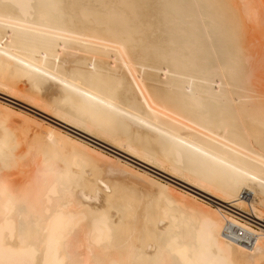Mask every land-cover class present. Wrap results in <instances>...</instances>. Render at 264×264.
<instances>
[{"label":"bare ground","instance_id":"6f19581e","mask_svg":"<svg viewBox=\"0 0 264 264\" xmlns=\"http://www.w3.org/2000/svg\"><path fill=\"white\" fill-rule=\"evenodd\" d=\"M255 1L0 0V92L264 220ZM76 136L0 101V264H264L263 227Z\"/></svg>","mask_w":264,"mask_h":264},{"label":"rangeland","instance_id":"374dc122","mask_svg":"<svg viewBox=\"0 0 264 264\" xmlns=\"http://www.w3.org/2000/svg\"><path fill=\"white\" fill-rule=\"evenodd\" d=\"M239 1L240 0H236V4L238 5H235V7L238 9L239 8V11H241V7H239L240 6V4H241V2L239 3ZM254 1V0H253ZM260 1V2H259ZM256 2H259V3H257V4H259V6L257 5V4H254V3H256ZM261 3V4H260ZM253 4L254 5H256V6H254L255 8L257 7V9H258V15H257V20H258V23H260V21H261V23H262V20H263V18H264V0H256L255 2H253ZM261 7V8H260ZM263 13V14H262ZM261 14V15H260ZM260 17H262V20H260L259 21V19H260ZM246 22V21H245ZM244 22V27L247 25V27H245V28H248L249 30H247V29H245V31H246V41H247V45L249 44V43H251V45L252 46H249L248 48H249V51H251L250 50V48H252V51H251V54H252V56H253V59L255 58L254 57V52H255V54H256V59H252V61L253 62H255L254 64H253V66L255 67V70L257 71H255L254 72V77L256 76V78H254V77H252V80H251V83H250V85L252 86V90L254 91V89L256 88H258L259 89V87L261 88V89H255L256 91L254 92L255 94L257 93H259L258 94V96H263L264 95V90H262L263 88H264V23H262L263 24V28L261 27L260 29L258 28V25H261L262 26V24H258L257 23V26H255L254 27V22L252 23V20L250 21L249 20V22L250 23H248V21H247V23H245ZM246 24V25H245ZM249 24H251V26L249 25ZM250 26V28H249V26ZM253 25V26H252ZM256 25V24H255ZM251 27L253 28V30H254V33H253V31H251L252 29H251ZM260 27V26H259ZM251 29V30H250ZM261 30V31H260ZM250 31H251V33L252 34H250ZM256 31V32H255ZM259 34H258V33ZM262 32V33H261ZM255 33L258 35V37H257V35H255ZM254 34V35H253ZM251 35V36H250ZM255 36V37H254ZM250 37V38H249ZM252 37H254L255 39H256V37H257V39L255 40L254 38H252ZM249 38V39H248ZM252 39V40H251ZM249 41V42H248ZM250 41H252V42H250ZM255 41V42H254ZM254 43V44H253ZM250 45V44H249ZM262 45V46H261ZM256 46V47H255ZM263 47V48H262ZM256 49V50H254V49ZM260 48V49H259ZM261 48H262V50H261ZM263 51V52H262ZM253 52V53H252ZM260 52H262V53H260ZM260 53V54H259ZM258 55V56H257ZM261 55V56H260ZM263 58V59H262ZM252 62V63H253ZM257 63H258V66H257ZM256 64V65H255ZM261 67V68H260ZM256 73H258V75L256 74ZM263 73V74H262ZM261 76H262V78H261ZM253 78H254V80H255V82H254V80H253ZM256 84V87H254L255 86V84ZM263 83V84H262ZM257 84H259V85H257ZM250 86V87H251ZM254 88V89H253ZM259 91H261V92H259ZM263 91V92H262ZM0 101H5V102H7V103H9L10 105H12L14 108H15V110H21L22 109V111H26L27 113H29V114H32V115H34V116H37V117H39V118H41V119H44L45 121H47V122H51L52 124H54V125H56V126H58V127H60L61 129L63 128V130H66L67 132H70V134H72V135H77L78 137H80L81 139H85V141H87V142H89V143H93V145H97V147L99 146V147H101L102 148V150L104 149V151L105 152H111V153H109V154H111V155H114V156H116V157H119V158H123L122 160H124V161H128L130 164H133L135 167H137L138 169H142V170H146V171H148V173H152V175H154L155 176V178L158 180L159 179V181L161 180V182H168V183H171V184H173L174 186H176V187H178L179 189H181V190H183V191H188V193H191V194H193V195H195V196H197L199 199H197V202H199L200 204L202 203V205H207V206H210V204H213V205H218V204H220V202H222V201H220V200H218L217 198H214V197H212V196H210V195H207V194H205V193H203V192H201V191H199V190H197V189H195V188H193L191 185H189V184H187V183H185V182H183V181H181L180 179H177V178H175V177H172V176H170L169 174H167V173H165V172H162V171H160V170H157V169H155V168H153V167H151V166H149V165H147V164H145V163H143V162H141V161H139V160H137V159H135V158H133V157H131V156H129V155H127V154H125V153H123V152H121V151H119V150H116V149H114V148H110V147H107V145L105 146L101 141H97V140H93L92 138H90V137H87L86 135H83V134H81L79 131H76L75 129H71L69 126H67V125H65V124H63V123H61V122H59L58 120H56L55 118H53V117H51V116H49V115H47L45 112H43V111H41L40 109H38V108H36V107H33V106H31V105H29V104H27L26 102H24V101H21V100H19V99H15V98H11V97H9V96H7L6 94H3V93H1L0 92ZM17 108V109H16ZM16 116H18V115H16ZM15 115L13 116V120L15 121V122H18V123H23L22 121H23V119H22V117H16ZM21 118V119H20ZM21 120V121H19V120ZM76 136V137H77ZM98 142H100V143H98ZM103 144V145H102ZM107 152V153H108ZM113 153V154H112ZM139 161V162H138ZM204 202H206V203H204ZM205 205V206H206ZM221 205H222V208H224V210L225 209H227L226 211H228L229 213L231 212V213H233V214H235V215H237V214H240L239 216H241L243 219L245 218L247 221L249 220V222H251V224L254 226V228H256V229H258L259 227H263L264 228V220L262 219H258V218H256L255 217V215H253V214H251V215H248V214H246L245 212H243L242 210H240V209H238L237 208V206L236 205H234V204H230V203H224V202H222L221 203ZM234 205V206H233ZM229 206H230V208H229ZM235 209V210H234ZM231 210V211H230ZM240 211V212H239ZM244 215H243V214ZM244 216V217H243ZM251 217V218H250ZM262 228V229H263Z\"/></svg>","mask_w":264,"mask_h":264}]
</instances>
